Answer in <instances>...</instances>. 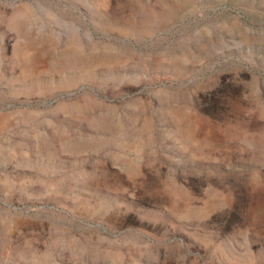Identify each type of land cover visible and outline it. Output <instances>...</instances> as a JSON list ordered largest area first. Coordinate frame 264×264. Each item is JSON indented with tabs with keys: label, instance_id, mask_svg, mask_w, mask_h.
<instances>
[{
	"label": "rangeland",
	"instance_id": "obj_1",
	"mask_svg": "<svg viewBox=\"0 0 264 264\" xmlns=\"http://www.w3.org/2000/svg\"><path fill=\"white\" fill-rule=\"evenodd\" d=\"M0 264H264V0H0Z\"/></svg>",
	"mask_w": 264,
	"mask_h": 264
}]
</instances>
